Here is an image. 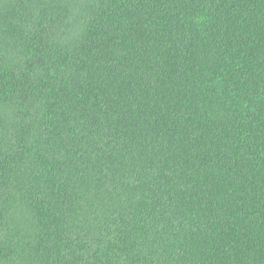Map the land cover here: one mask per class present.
<instances>
[{"label":"trees","instance_id":"trees-1","mask_svg":"<svg viewBox=\"0 0 264 264\" xmlns=\"http://www.w3.org/2000/svg\"><path fill=\"white\" fill-rule=\"evenodd\" d=\"M0 264H264V0H0Z\"/></svg>","mask_w":264,"mask_h":264}]
</instances>
